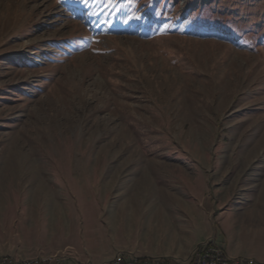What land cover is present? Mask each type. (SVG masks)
<instances>
[{"label": "rangeland", "instance_id": "1", "mask_svg": "<svg viewBox=\"0 0 264 264\" xmlns=\"http://www.w3.org/2000/svg\"><path fill=\"white\" fill-rule=\"evenodd\" d=\"M6 160L0 259L99 263L149 211L264 198V0H0Z\"/></svg>", "mask_w": 264, "mask_h": 264}, {"label": "crops", "instance_id": "2", "mask_svg": "<svg viewBox=\"0 0 264 264\" xmlns=\"http://www.w3.org/2000/svg\"><path fill=\"white\" fill-rule=\"evenodd\" d=\"M182 214L166 209L149 211L141 231L133 229L136 234L132 236L127 230L126 243L118 245L116 251L186 263L200 244L214 241L232 259L264 264V198L259 196L239 209L223 208L206 216ZM69 263L78 264L73 260Z\"/></svg>", "mask_w": 264, "mask_h": 264}, {"label": "built area", "instance_id": "3", "mask_svg": "<svg viewBox=\"0 0 264 264\" xmlns=\"http://www.w3.org/2000/svg\"><path fill=\"white\" fill-rule=\"evenodd\" d=\"M58 255V262H51V257L33 258L26 260H15L12 258H1L0 264H70V255ZM80 264H169L162 257H136L123 252L115 253L111 259L99 263L84 261ZM194 264H230L228 256L223 255L220 245L207 241L198 246V256L194 258ZM237 264H256L252 261L237 260Z\"/></svg>", "mask_w": 264, "mask_h": 264}, {"label": "bare ground", "instance_id": "4", "mask_svg": "<svg viewBox=\"0 0 264 264\" xmlns=\"http://www.w3.org/2000/svg\"><path fill=\"white\" fill-rule=\"evenodd\" d=\"M10 147L13 149L16 148L15 145L13 144V142H11ZM8 163H9V161L6 160L4 162V166H2L3 167L2 170H0V190H1L2 186L4 185L5 179H7V178H10V182L13 181L16 184H19L24 180L23 175L20 174V171L17 168H15L14 165H12V164L9 165ZM29 176L31 178H34V179L36 177L42 178L44 176L43 169L40 170V169L35 168V169H33V171L30 172ZM223 255L226 256L225 254H223ZM196 256H198V248L194 252V257H191L193 259H191L189 261V263H187V264H194V258ZM57 258L58 257L52 258L51 262H58ZM162 259H164V262H169V264H177L176 262H171V260L169 261L165 258H162ZM230 264H237V260L230 259Z\"/></svg>", "mask_w": 264, "mask_h": 264}, {"label": "trees", "instance_id": "5", "mask_svg": "<svg viewBox=\"0 0 264 264\" xmlns=\"http://www.w3.org/2000/svg\"><path fill=\"white\" fill-rule=\"evenodd\" d=\"M191 26H193V28H194L195 24H193V25H191Z\"/></svg>", "mask_w": 264, "mask_h": 264}]
</instances>
